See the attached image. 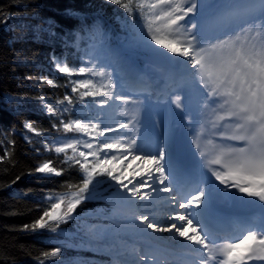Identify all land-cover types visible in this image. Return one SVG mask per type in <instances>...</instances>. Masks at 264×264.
Listing matches in <instances>:
<instances>
[{
	"label": "snow or ice",
	"instance_id": "snow-or-ice-1",
	"mask_svg": "<svg viewBox=\"0 0 264 264\" xmlns=\"http://www.w3.org/2000/svg\"><path fill=\"white\" fill-rule=\"evenodd\" d=\"M106 2L123 10L134 44L175 65L182 91L173 92V103L181 113L195 165L179 169L163 141L154 151L148 148L136 116L107 122L112 104L139 101L117 91L107 35L99 24L86 23L63 34L65 47L74 46L78 66L51 56L54 70L71 85V94L58 99L56 106L43 95L36 97L44 114L55 120L53 129L78 135L50 143L33 122L23 124L42 138L46 151L62 155L61 164L79 171V181H62L66 192L47 194L38 205L41 214L21 231L59 235L61 225L78 221L82 204L96 200L109 206L108 213L100 223L78 227L109 245L103 251L113 264H264V219L242 223L233 235L210 210L215 199L234 194L264 203V0H217L211 5L208 0ZM12 18L0 9V24ZM208 20L216 24L214 34L206 29ZM53 27L48 24L46 33L59 39ZM38 83L58 86L44 75ZM77 103L83 118H66ZM205 132L212 138L206 139ZM25 139L32 143L30 137ZM8 144L14 146L15 141ZM11 155L5 147L0 162ZM64 173L65 168L44 160L29 175L53 179ZM161 201L163 219L154 211ZM126 238L143 245L122 248L120 241ZM61 254V247L45 251L38 264H61Z\"/></svg>",
	"mask_w": 264,
	"mask_h": 264
},
{
	"label": "trees",
	"instance_id": "trees-1",
	"mask_svg": "<svg viewBox=\"0 0 264 264\" xmlns=\"http://www.w3.org/2000/svg\"><path fill=\"white\" fill-rule=\"evenodd\" d=\"M0 9L13 17L8 24H0V156L4 155L5 147L12 153L10 158L0 162V264H38L37 258L55 247L62 249L61 264H88L95 256L80 249L76 243L79 236L70 235L73 231L69 226L73 222L61 225L68 237L58 240H53L56 234L47 230L21 231L24 224L33 222L41 214L42 208L38 205H42L47 194L66 192L61 182L76 183L80 177L77 169L61 164L62 156L46 151L40 143L42 138L27 132L23 124L33 122L50 143L64 137L62 130L57 132L51 127L55 120L44 114L36 99L43 95L56 106L58 99H63L66 93L71 94L67 78L53 71L47 65L48 61L55 54L61 59L66 58L70 66H78L74 46L65 47L63 34L76 31L86 23L99 24L110 35L112 44L118 40L129 42L127 30L121 25L125 24V14L106 0H0ZM48 24L54 25L52 31L59 39L46 33ZM42 26L44 31H41ZM81 44L83 46V42ZM41 75L53 79L58 86L38 83ZM28 76L36 79L29 80ZM77 78L82 77H73ZM73 99L78 98L74 95ZM78 108L79 103L76 110ZM66 118L83 116L74 111L71 116L66 114ZM23 135L30 137L32 143H28ZM8 141H15L14 146ZM35 148L40 152L37 153ZM44 160H52L56 167L65 168L64 175L53 179L29 175ZM17 176L21 179L11 184ZM25 192L29 195L22 197ZM107 207L102 201H87L77 209L78 219Z\"/></svg>",
	"mask_w": 264,
	"mask_h": 264
},
{
	"label": "rangeland",
	"instance_id": "rangeland-1",
	"mask_svg": "<svg viewBox=\"0 0 264 264\" xmlns=\"http://www.w3.org/2000/svg\"><path fill=\"white\" fill-rule=\"evenodd\" d=\"M208 3L211 5L213 4V1L208 0ZM123 28H126L127 30V36L126 39H128L129 42H122L121 40L116 41V43L109 44V36L107 35V48H108V56L111 55L113 62L116 64L117 70H120L122 72L116 73V70L114 69L112 74V79L116 83L117 91L122 92L126 96H132L137 97V100L139 101L138 105L135 104H129L126 106L132 107L135 111L138 109L139 114L136 115L135 112L130 111L129 116L127 115V120L131 119L132 116H136V118L140 121V124L137 126L139 129V134L144 138L145 144L149 147H153L154 141H163V121L161 120V117L159 114H150L151 107H154L152 105H147L148 103L143 101L145 99V93L144 94H131L130 92L124 91V86L122 85V81L126 78V75L123 73L125 72H132L133 70H138L144 72V76L138 77L137 80L144 81L146 77L149 78V76L152 77L153 80H155V77H160L162 73V69L164 68L160 64H168L167 59H165L162 56H157L153 52L147 50L146 48L137 46L134 44L131 40L130 33L128 28L124 23L121 24ZM209 34H214L216 32V27L210 28L208 30ZM53 71V65L51 63V58L48 61L47 64ZM56 72V71H55ZM134 74V71H133ZM125 75V76H124ZM146 75V77H145ZM97 82L98 78H97ZM139 98V99H138ZM168 104L173 103L174 98L169 96L168 98ZM111 103V102H110ZM121 104L119 102L112 104L110 108H108L106 113V120L109 123H112L113 121H117L121 115H120V106ZM146 105L147 107L142 109V106ZM174 105V103H173ZM152 110V109H151ZM80 116L81 110L78 108L76 110ZM126 121V120H125ZM78 134L74 133H68L65 134L64 137H61L57 140H63L65 138H71ZM206 139H211L212 137L210 134L205 132ZM56 140V141H57ZM55 142V141H54ZM211 145H209V148ZM71 154V153H69ZM57 155V154H56ZM62 156V155H61ZM109 207L103 208L98 210V212L91 214L87 217H81L78 219V221H74L72 225L69 227L72 228L74 236H79L77 239L78 245L80 246V249H83L84 251H88L91 254L95 256L94 260L90 261L88 264H113L112 257L109 258V255L107 252L103 251L104 248L109 247L106 245L102 240H98L94 238L90 233H87L86 231H82L80 227H78V224H83L84 222H87L88 224H96L98 222H101L102 217L108 213ZM66 229V228H64ZM161 234H164L166 237L169 236L168 233H158L157 235L161 236ZM63 237H68V234L66 231H61L59 235H55L52 237L53 240H58ZM126 244H134L139 247L143 245V241L137 239V238H131V239H124ZM77 253L80 254V252L77 251ZM104 256V257H103ZM108 256V257H107ZM120 259V258H118ZM75 261H79L78 258H73ZM191 261V258H189Z\"/></svg>",
	"mask_w": 264,
	"mask_h": 264
},
{
	"label": "bare ground",
	"instance_id": "bare-ground-1",
	"mask_svg": "<svg viewBox=\"0 0 264 264\" xmlns=\"http://www.w3.org/2000/svg\"><path fill=\"white\" fill-rule=\"evenodd\" d=\"M215 25L216 24L213 21L208 20L206 22V29L210 28L211 26H215ZM108 59L111 61L112 67L116 70V73L122 72L120 70H117L116 64L113 62V59H112L111 55L108 56ZM168 62H170V61L168 60ZM172 65H174V64L172 63ZM133 71L130 73V75H131V77L133 79H134V77L144 76V73H142V71L135 70L134 74H133ZM161 78H163V77H161ZM152 81L153 80L150 79V78H149V80H144V82L146 84H148V86H146V88H150L151 87V82ZM159 91H160V89H159ZM152 94H153V92L150 93V95H149L150 97H145V100L151 99L153 97ZM135 99H137V97H135ZM154 104L155 103L152 102L151 105L153 106ZM159 105H161V103H159ZM119 107H120L119 109H120V115H121V117L117 121L127 120V115L129 116V112L130 111L135 112L136 115L139 114V110L138 109L135 111L132 107H129V106H126V105H122V104ZM146 107H147L146 105H143L142 106V109H144ZM151 109L148 110V111H150V114L151 115L152 114H156V115L157 114H160L164 118L163 132H166V129H167L166 128V124H167L168 127H170V124H171V128L170 129H177V131L179 129H183V131H180V133L178 131L176 133V135L172 136V138H171L172 144L171 143H168V150L171 153L172 158L178 159L179 156H177V154H180V152H178L177 147L178 148L179 147L182 148L183 146H185V149H186V151H187L188 154H181V157H186V158L188 157V158H192L193 159V157L191 156V154H190V152L188 150V139L186 140V142L183 139H181V135L180 134H185L186 135V132H185V128L182 127L183 122L181 120V113H180L179 109H176L175 108V110H174L173 107H168L166 104L164 105L163 108H160V107L159 108L151 107ZM23 137H24V135H23ZM101 139H103V138H101ZM158 141L159 140L153 142V147L150 148L151 150H153V151L155 150ZM192 162L195 163V160L193 159ZM133 167H135V165H133ZM129 171H131V169H129ZM161 195L164 196V197H166L168 194H161ZM241 198L242 197L239 194H234L233 197H221V198H217V199H215L213 201V203H212L211 206H213V204H220L219 205L220 207H227V208L230 207V209L235 210V208H233V207H236L237 205H239ZM227 201H228V203H227ZM154 211H155V214L156 215L160 216L163 219L164 213H163V202L162 201L156 203ZM233 213H235V212H233ZM258 213L259 214H261V213L264 214V206L260 210H258L257 214ZM98 223H100V222H98ZM239 227H240V225H239ZM161 236L166 237L164 234H161ZM120 245H121L122 248L129 249V250L132 247H139V246L134 245V244H129L128 245V244H126L125 240L120 241ZM192 259L193 258H191V260Z\"/></svg>",
	"mask_w": 264,
	"mask_h": 264
},
{
	"label": "water",
	"instance_id": "water-1",
	"mask_svg": "<svg viewBox=\"0 0 264 264\" xmlns=\"http://www.w3.org/2000/svg\"><path fill=\"white\" fill-rule=\"evenodd\" d=\"M242 202H243L245 208L250 209V210H257L264 205V203L258 201V199H255V198L244 197L242 199Z\"/></svg>",
	"mask_w": 264,
	"mask_h": 264
}]
</instances>
